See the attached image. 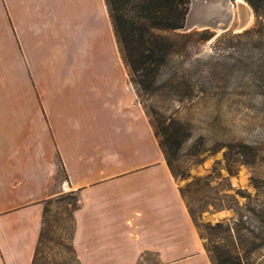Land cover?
I'll list each match as a JSON object with an SVG mask.
<instances>
[{"label":"crops","instance_id":"1","mask_svg":"<svg viewBox=\"0 0 264 264\" xmlns=\"http://www.w3.org/2000/svg\"><path fill=\"white\" fill-rule=\"evenodd\" d=\"M65 2L0 0V264H32L45 202L68 188L80 264H212L105 1Z\"/></svg>","mask_w":264,"mask_h":264},{"label":"rangeland","instance_id":"2","mask_svg":"<svg viewBox=\"0 0 264 264\" xmlns=\"http://www.w3.org/2000/svg\"><path fill=\"white\" fill-rule=\"evenodd\" d=\"M245 2L249 18L242 29H236L235 17L225 31H164L172 51L150 88L133 86L167 149L169 168L207 255L206 246L230 241L225 224L216 222L233 225L241 219L242 246L264 264V1L257 11ZM26 3L48 14L54 13L50 5H66L65 0ZM99 43L94 50L110 53L108 44ZM127 74L129 80L134 76ZM76 205L70 188L46 200L33 264H80L71 243Z\"/></svg>","mask_w":264,"mask_h":264},{"label":"trees","instance_id":"3","mask_svg":"<svg viewBox=\"0 0 264 264\" xmlns=\"http://www.w3.org/2000/svg\"><path fill=\"white\" fill-rule=\"evenodd\" d=\"M104 1L122 61L128 73L134 75L130 77L131 83L142 89L150 88L174 45L172 39L163 32L182 25L189 0ZM247 1L257 11L264 0ZM158 142L169 166L167 149L161 141ZM240 223L241 219H235L233 225L223 221L216 222V226L225 224L230 241L225 244L214 243L212 247L206 246L212 264H260L254 258L252 250L246 249L241 244L237 227ZM41 235L42 229L32 264Z\"/></svg>","mask_w":264,"mask_h":264},{"label":"water","instance_id":"4","mask_svg":"<svg viewBox=\"0 0 264 264\" xmlns=\"http://www.w3.org/2000/svg\"><path fill=\"white\" fill-rule=\"evenodd\" d=\"M237 17L236 29L245 27L249 8L245 0H189L181 31L211 28L225 31Z\"/></svg>","mask_w":264,"mask_h":264}]
</instances>
